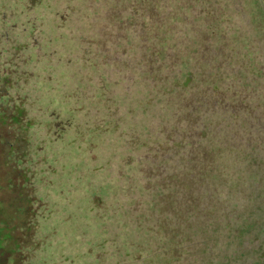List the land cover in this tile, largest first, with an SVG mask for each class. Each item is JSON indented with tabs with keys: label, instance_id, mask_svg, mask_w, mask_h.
Masks as SVG:
<instances>
[{
	"label": "rangeland",
	"instance_id": "obj_1",
	"mask_svg": "<svg viewBox=\"0 0 264 264\" xmlns=\"http://www.w3.org/2000/svg\"><path fill=\"white\" fill-rule=\"evenodd\" d=\"M122 1L0 0V264H264V250H243L257 231L210 210L212 195L197 198L183 168L191 143L179 138L170 164L162 138L195 130L181 104L210 128L197 100L227 99L235 84L240 114L263 130L264 0H142L141 68L111 26ZM230 146L210 179L226 183L215 199L252 198L253 164Z\"/></svg>",
	"mask_w": 264,
	"mask_h": 264
},
{
	"label": "trees",
	"instance_id": "obj_2",
	"mask_svg": "<svg viewBox=\"0 0 264 264\" xmlns=\"http://www.w3.org/2000/svg\"><path fill=\"white\" fill-rule=\"evenodd\" d=\"M141 1L142 0H123L121 2V9L116 13V22L111 23V26L114 27L113 29L118 28V41L121 43L127 41L131 43L132 47H134L136 51L135 53L137 54V57H135L136 66L139 68L142 66V60L138 57V55H141L143 52L142 46L145 42L143 41L145 38V33L151 29L150 24L145 23L149 15L146 13L147 11H145L141 6ZM111 14H113V12L109 15ZM125 18H129L131 24L127 23ZM115 45V41L112 42L111 45L104 41L102 47L111 49L113 48L116 51L118 49ZM146 50L148 51V65L152 66L155 63L153 60L155 53L151 49ZM169 66L170 65H168V68ZM235 88L237 89L238 85H229L227 87L226 92L229 93V97L227 99L225 94L222 96L221 90H218L214 92L215 96L214 98L212 97L213 99L208 97L206 94V98L197 100V103H200V111H203L201 112L202 116L207 118L206 121L208 124H210V128L208 126L205 127L204 119L200 118L199 116L196 119H193L191 116V109L181 104V107H178L185 115L183 122L185 121L189 126H194L195 130L192 131L188 127L186 129L187 131L184 129L185 134L183 135H180L178 130H176L174 136H171V133H166L162 134V138L163 147L165 149H173V152L169 153L167 157V162L170 164L172 162L174 152L177 148L182 146L180 145L178 139L183 137L185 141L187 140L189 143H191L186 146H191V148L194 149V151L187 152V155L190 156L193 166L190 167L185 165L183 168L187 169L194 176L193 180H196L200 183L197 191V198L203 200L202 196L204 194L212 195L213 199L204 200L208 202L210 210H214L220 215H226L221 216L228 218L229 224L231 223L233 228L238 227L239 229L248 232H258L257 235H253L250 238V241L253 245L247 244L248 246L244 245L243 247L244 252L249 254L251 249H253L255 253L264 250V147L263 151L259 149L257 150L255 148V144L261 145V140L258 141L257 139V132L264 133V127L263 130L262 128L258 129V126L256 127L257 119L253 117L251 113H248V116L247 114H240V110L242 108H247H244V102L241 105L239 101L236 100V98H238L236 93L229 91ZM229 101L232 102L228 103ZM249 102L252 104L251 99ZM251 104L249 109L254 110ZM178 105H180L179 101ZM188 115H190V117ZM191 119H193L194 122ZM220 120L224 122L225 127H221L219 129V127L222 125L221 123H218ZM185 122L184 124L186 125ZM244 124H246L247 127L244 128L241 126ZM202 126H204V129L200 130L199 132V128ZM204 131L210 137V142L207 144L214 148L212 152L208 151L209 148L205 150L200 148V144L204 143L203 139H205V135L203 134ZM245 134H248V138L246 139V144L244 145L242 142L243 139L241 137ZM224 144H231V150L236 148L241 155L247 156L248 159L250 158L248 162L249 164H253V167L247 169V171L248 174L251 175L250 178L254 176L252 179L255 180H247L248 182L244 184V192L247 195L252 194V198L242 200L237 197L231 198L230 195H228V199L222 201L215 199L216 193L226 194V183H210V179L212 177H219L223 171L224 163L221 154H224L223 152H225ZM206 151L207 153H205ZM205 160L209 161V164L205 162ZM231 167L234 173L232 171L230 172L228 182H232L234 180L237 181V189L234 190V193H240L242 190L241 182L243 179L238 175H241L243 165L238 158L233 157ZM197 177L202 180H199ZM194 205H196V203H194ZM196 207L198 208V204ZM244 210H254V212L251 214H242V211ZM259 258L263 259L264 255L259 256Z\"/></svg>",
	"mask_w": 264,
	"mask_h": 264
}]
</instances>
